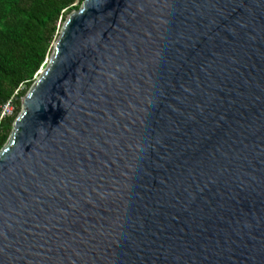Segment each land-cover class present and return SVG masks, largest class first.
Listing matches in <instances>:
<instances>
[{"label": "water", "instance_id": "95a60500", "mask_svg": "<svg viewBox=\"0 0 264 264\" xmlns=\"http://www.w3.org/2000/svg\"><path fill=\"white\" fill-rule=\"evenodd\" d=\"M0 148V264H264V0H82Z\"/></svg>", "mask_w": 264, "mask_h": 264}, {"label": "trees", "instance_id": "16d2710c", "mask_svg": "<svg viewBox=\"0 0 264 264\" xmlns=\"http://www.w3.org/2000/svg\"><path fill=\"white\" fill-rule=\"evenodd\" d=\"M81 2L0 0V148L20 111L22 96L52 51L60 23ZM7 101L14 103L13 112L1 116V105Z\"/></svg>", "mask_w": 264, "mask_h": 264}, {"label": "built area", "instance_id": "2783aa9c", "mask_svg": "<svg viewBox=\"0 0 264 264\" xmlns=\"http://www.w3.org/2000/svg\"><path fill=\"white\" fill-rule=\"evenodd\" d=\"M12 104L10 101L5 102L1 105V116L10 115L12 112Z\"/></svg>", "mask_w": 264, "mask_h": 264}, {"label": "rangeland", "instance_id": "374dc122", "mask_svg": "<svg viewBox=\"0 0 264 264\" xmlns=\"http://www.w3.org/2000/svg\"><path fill=\"white\" fill-rule=\"evenodd\" d=\"M74 4H75V3H74ZM62 23H63V21L60 23L58 31L60 30V27H61ZM49 55H50V54H49ZM48 57H49V56H48ZM48 57L45 59L44 64H43L42 67H44V65L46 64V61H47ZM42 67H41L40 69H42ZM38 71H39V70H38ZM38 73H39V72H37V74L35 75V78L37 77ZM11 104H12V107H13V108H12V112H13V109H14V103L12 102ZM12 112H11V113H12Z\"/></svg>", "mask_w": 264, "mask_h": 264}]
</instances>
